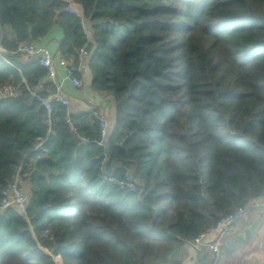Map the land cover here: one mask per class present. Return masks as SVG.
<instances>
[{
  "label": "trees",
  "instance_id": "obj_1",
  "mask_svg": "<svg viewBox=\"0 0 264 264\" xmlns=\"http://www.w3.org/2000/svg\"><path fill=\"white\" fill-rule=\"evenodd\" d=\"M54 30L75 76L87 60L114 99L105 142L97 109L53 101L48 120L33 97L56 88L16 51ZM0 45V88L17 92L0 98V201L29 187L25 213L0 210V264H182L264 198V0H0Z\"/></svg>",
  "mask_w": 264,
  "mask_h": 264
},
{
  "label": "crops",
  "instance_id": "obj_2",
  "mask_svg": "<svg viewBox=\"0 0 264 264\" xmlns=\"http://www.w3.org/2000/svg\"><path fill=\"white\" fill-rule=\"evenodd\" d=\"M71 6L81 17L80 7L73 3ZM84 26L88 28V23H84ZM62 39L61 32L54 30L39 44L53 55L55 77L49 81L56 88V96L68 101L71 115L88 113L97 109L98 113L105 116L108 129L111 130L115 123L114 99L112 96L92 90V76L87 60L83 59L78 68L81 86L75 87L72 84L68 77L69 63L64 62L58 54V46ZM258 202L263 203L264 198L259 199ZM246 225L249 228L252 226L256 228L250 240L240 242L234 248L227 247L232 242L233 235H244ZM215 245L216 250L213 249ZM182 264H264V205L256 209L248 206L244 217L234 226L229 228L217 226L203 234L199 244L186 245Z\"/></svg>",
  "mask_w": 264,
  "mask_h": 264
},
{
  "label": "built area",
  "instance_id": "obj_3",
  "mask_svg": "<svg viewBox=\"0 0 264 264\" xmlns=\"http://www.w3.org/2000/svg\"><path fill=\"white\" fill-rule=\"evenodd\" d=\"M67 11L70 12L71 14L79 16L72 6H69L67 8ZM16 52L25 54L27 56H32L34 58H38L40 65L47 71L49 79L52 80L55 77V65H54L53 55L49 52L47 48L35 42H27L19 45ZM5 54H7V51L0 45V57L3 58ZM82 56L86 57L87 53L85 51H82ZM68 77L75 87L81 86V81L75 76L74 70L70 69L68 71ZM16 93H17L16 90H14L12 87L9 86L0 88V98L12 97L15 96ZM33 97L36 98L37 102L40 103V105L46 109L48 114L47 116L48 120H50V115L53 111V106H52L53 101L58 102L64 106L69 105L66 99L60 98L56 95H51L48 96L47 98H43L39 96L38 93L34 92ZM96 114L101 129L102 142H105L108 137V130H109L108 122L104 115L100 113H96ZM66 122L67 124L72 125L69 118H67ZM72 131L76 132V129L72 127ZM84 140L87 141V139ZM132 181L133 179L131 177V174L127 173L125 175L124 181L120 183V187L121 188L128 187L130 190L133 191L134 185ZM27 204H28V195L20 186V181L19 178L17 177L13 184L9 185L1 192L0 210H5L10 207H16L21 212L25 213ZM262 205H264V202L261 203L257 201L251 204L250 206L251 208L256 209V208H260ZM246 208H239L233 213L227 215L218 223V226L224 228H229L234 226L244 217ZM201 238L202 235L196 238L193 241V243L199 244ZM213 249L216 250L217 246L216 245L213 246Z\"/></svg>",
  "mask_w": 264,
  "mask_h": 264
},
{
  "label": "water",
  "instance_id": "obj_4",
  "mask_svg": "<svg viewBox=\"0 0 264 264\" xmlns=\"http://www.w3.org/2000/svg\"><path fill=\"white\" fill-rule=\"evenodd\" d=\"M41 176V174L39 173L38 169H37V164L35 165V169L34 171L31 173L30 175V178L33 179V178H37ZM255 226H252V227H248L246 225L245 229H244V235H238V234H235L233 235V240L231 243H229L227 245V247H231V248H234L235 246H237L240 242H248L251 238V236H253L255 234ZM223 247V246H222ZM226 247V246H225Z\"/></svg>",
  "mask_w": 264,
  "mask_h": 264
},
{
  "label": "rangeland",
  "instance_id": "obj_5",
  "mask_svg": "<svg viewBox=\"0 0 264 264\" xmlns=\"http://www.w3.org/2000/svg\"><path fill=\"white\" fill-rule=\"evenodd\" d=\"M21 186H22V188H23V190L26 192V194L28 195V186H27V183L26 182H24V183H21Z\"/></svg>",
  "mask_w": 264,
  "mask_h": 264
}]
</instances>
